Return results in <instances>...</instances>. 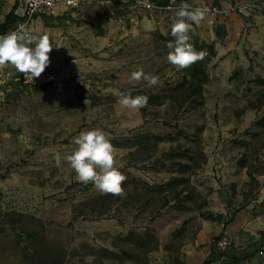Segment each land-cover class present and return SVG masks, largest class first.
Masks as SVG:
<instances>
[{
    "label": "rangeland",
    "instance_id": "rangeland-1",
    "mask_svg": "<svg viewBox=\"0 0 264 264\" xmlns=\"http://www.w3.org/2000/svg\"><path fill=\"white\" fill-rule=\"evenodd\" d=\"M181 3L84 0L41 18L57 20L72 52L55 80L33 83L12 68L19 82L0 87V264H178L204 224L249 205L250 219L264 216V67L243 32L245 66L220 76L211 59L213 84L184 102L174 89L188 67L170 64L166 47ZM189 35L199 47L194 25ZM139 69L160 83L132 79ZM128 93L146 106H122ZM94 128L126 176L118 195L81 183L67 161ZM256 224L227 249L253 255L231 264H264Z\"/></svg>",
    "mask_w": 264,
    "mask_h": 264
},
{
    "label": "clouds",
    "instance_id": "clouds-1",
    "mask_svg": "<svg viewBox=\"0 0 264 264\" xmlns=\"http://www.w3.org/2000/svg\"><path fill=\"white\" fill-rule=\"evenodd\" d=\"M205 11L192 8L186 0H182L171 27L173 39L166 44L170 64L184 69L204 58L205 53L197 51L190 42L189 33L193 24H199L205 18ZM53 48L46 34L34 33L26 25H18L16 29L0 35V66L11 65L19 73L30 74L32 79L39 77L50 64L49 53ZM142 76L150 85L160 83L155 75L145 76L143 69L134 72L132 79L139 80ZM119 103L125 108L138 110L146 106L147 97L121 94ZM74 143L76 147L67 161L77 179L84 184L93 183L101 193L120 194L126 176L114 166V146L105 132L99 128L81 131ZM54 159L60 166L59 153Z\"/></svg>",
    "mask_w": 264,
    "mask_h": 264
},
{
    "label": "crops",
    "instance_id": "crops-1",
    "mask_svg": "<svg viewBox=\"0 0 264 264\" xmlns=\"http://www.w3.org/2000/svg\"><path fill=\"white\" fill-rule=\"evenodd\" d=\"M62 1V0H58ZM194 8H199L200 4H214L225 9H230L236 5L250 3H260L259 0H189ZM15 5L14 0H0V25L4 23L5 17L11 12ZM64 7L61 3L56 5L54 14L51 16H40L34 19L31 29L37 33L46 34L50 43L54 47L49 53L50 64L48 68L57 66L59 61L71 52L68 51V43L72 40L63 36L62 31L54 21L53 25L46 24L41 18L57 17ZM210 17L205 13V18L199 24H193L197 30L199 39L208 46L214 48V65H217L215 72L218 75L229 76L231 73L245 66L246 58L243 49L238 44L243 32H247V41L254 53L258 54L259 63L264 67V15L255 16L249 20H244L237 14H232L228 18L218 17L214 24H209ZM258 63V64H259ZM11 65L0 66V69H12ZM60 74V72H59ZM209 84H213V76H207ZM210 80V81H209ZM255 206L249 205L234 215V221L224 227L222 224L206 223L190 245L186 246L182 252L178 264H203L210 255V245L214 238L220 235L235 241L241 232L248 233L258 228L261 224H256V219H250ZM222 215H225L222 214ZM256 218V217H254ZM259 218V217H257ZM260 231V230H259Z\"/></svg>",
    "mask_w": 264,
    "mask_h": 264
},
{
    "label": "built area",
    "instance_id": "built-area-1",
    "mask_svg": "<svg viewBox=\"0 0 264 264\" xmlns=\"http://www.w3.org/2000/svg\"><path fill=\"white\" fill-rule=\"evenodd\" d=\"M84 0H18L15 9V16L20 19L18 25H26L29 30L37 33L31 29V24L34 19L40 16H51L54 14L56 5L59 3L67 10H77L81 7ZM199 8L205 9V13L210 17L209 24L213 25L214 21L218 17L228 18L232 14H237L244 19H248L254 15H264V4L261 3H250L244 5H236L230 9H225L223 7L214 4H200ZM16 26V27H17ZM16 29V28H15ZM60 67L54 66L52 68L46 67L45 71L39 76L32 79L31 75H23V79H32L33 83H43L55 80L59 76ZM18 72V71H17ZM14 73L11 70L0 69V87L8 82H19V79L14 77ZM256 221H264V216L262 218L256 219ZM231 246V240L223 236L216 242V249L219 252H224ZM224 259L219 262L212 264H220Z\"/></svg>",
    "mask_w": 264,
    "mask_h": 264
},
{
    "label": "trees",
    "instance_id": "trees-1",
    "mask_svg": "<svg viewBox=\"0 0 264 264\" xmlns=\"http://www.w3.org/2000/svg\"><path fill=\"white\" fill-rule=\"evenodd\" d=\"M18 0H14L15 5L11 12L5 17V21L0 25V35L6 34L9 31H12L16 28L17 24L20 22V19L15 16L14 12L16 9V4ZM171 0H160V4L168 5ZM261 4H264V0H259ZM176 2H182V0H176ZM188 4H190L189 0H186ZM197 51H202L205 53L204 58L199 60L188 67L186 73L183 77V82L178 86V88L174 89V91H182L183 101L191 100L193 97L202 98V89L204 84L207 82L208 78L206 75V66L210 62L212 58H214L215 52L213 46H208L204 42H201L199 47L195 48ZM136 96V95H135ZM134 96V97H135ZM138 96V95H137ZM140 96V95H139ZM158 97H151V104L155 105ZM222 217L218 216L217 220H221ZM234 221V216H231L228 220L223 223V226L226 227L230 223ZM222 237H216L213 239L210 245V255L206 259L203 264H212L215 262H219L224 259L222 264H231L232 262H240L242 260H246L250 258L254 252H244L237 253L232 250H225L224 252H219L216 249V242ZM259 248L264 247V230L260 234V240L258 242ZM229 251V252H228Z\"/></svg>",
    "mask_w": 264,
    "mask_h": 264
}]
</instances>
